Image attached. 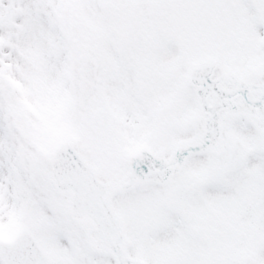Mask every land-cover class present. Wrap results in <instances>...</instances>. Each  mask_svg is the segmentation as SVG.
<instances>
[{
	"label": "snow or ice",
	"instance_id": "obj_1",
	"mask_svg": "<svg viewBox=\"0 0 264 264\" xmlns=\"http://www.w3.org/2000/svg\"><path fill=\"white\" fill-rule=\"evenodd\" d=\"M0 264H264V0H0Z\"/></svg>",
	"mask_w": 264,
	"mask_h": 264
}]
</instances>
